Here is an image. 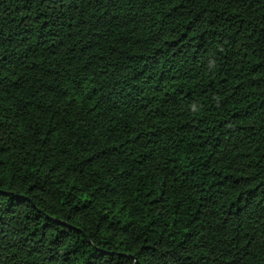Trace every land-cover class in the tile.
I'll use <instances>...</instances> for the list:
<instances>
[{
    "label": "trees",
    "instance_id": "trees-1",
    "mask_svg": "<svg viewBox=\"0 0 264 264\" xmlns=\"http://www.w3.org/2000/svg\"><path fill=\"white\" fill-rule=\"evenodd\" d=\"M0 264H264V0H0Z\"/></svg>",
    "mask_w": 264,
    "mask_h": 264
}]
</instances>
